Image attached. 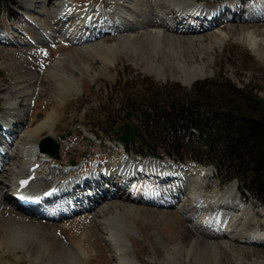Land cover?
Instances as JSON below:
<instances>
[{
  "label": "rangeland",
  "instance_id": "obj_1",
  "mask_svg": "<svg viewBox=\"0 0 264 264\" xmlns=\"http://www.w3.org/2000/svg\"><path fill=\"white\" fill-rule=\"evenodd\" d=\"M37 1L35 7L32 0H17L12 10L0 16V113L7 111L8 106H14V112L25 113L24 118L28 120L27 123L22 120L24 124L16 126H8L4 122L0 125V175L3 176L4 169L15 165L17 145H20V151L25 143V147L39 144L49 135L59 143V157L55 159L43 154L38 160L43 167L62 170L63 174L67 173L65 175L74 179H86L94 175L105 177L102 182H86L88 188H75L74 195H63L55 205L42 209L44 216H36L31 222H14L11 218L16 212L28 219L24 210L14 208L10 216L2 213V207L10 208L12 204L9 196L5 198L7 183H0V194L6 202L0 204V264H66L72 259L75 264H117V247L113 241L110 246L108 241L110 226L103 225V218L113 216L118 220L120 236L126 243L124 247L128 249V256H135L140 264H264V240L259 244H246L235 238L210 236V229L204 227L207 223H215V218L221 216L222 212L230 216L239 212H233L227 205L203 209L190 206L193 202L189 201L188 187L180 182L179 177L191 178L196 168L193 165H175L168 159L156 160L148 156L140 158L130 147L128 156L132 157L131 162L134 160L133 165H136L138 161L143 167L142 171L146 170L147 173H141L125 183L118 173L119 164L116 163L119 157L124 156L121 153L122 145L115 142L119 137L118 127L114 129L115 126L110 128L104 124L108 115L114 116L113 124H119L124 114H128L126 121L136 125L134 115L126 112L128 109L122 106L128 100L137 103L142 89L152 83L158 87L177 84L189 89L197 81L213 79L223 73L240 88L249 83L254 92L264 99V62L258 60L241 41L245 35L243 26L247 25L245 20L249 14L257 15L264 11V0H231V4L229 0H199L209 10V16L200 21L201 16L193 15L189 21H194L195 25L192 26L198 31L190 35L178 34L186 39L184 41L181 38L179 51L175 47L171 49V46H175L173 39L166 41L171 44L168 53L159 49H156L159 52L153 53L154 41L148 35H144L140 42L133 43L140 47L139 50L128 51L125 48V51L118 47L125 35L148 34L156 29L142 25L143 19L149 16L148 9L153 7L154 0H149L147 9L140 7L137 11H134L137 9L136 0H128L121 6L125 10L122 20L138 26L137 29L126 30L127 33L116 29L108 20L102 26H95V30L87 31L78 25V21L57 23L55 1ZM105 1L108 0H74L72 4L76 11H84ZM236 3L239 5L238 11L233 10ZM221 9L222 13L218 14L217 11ZM80 14L77 13V18ZM164 19L165 23L172 25L173 19L167 16ZM187 21L184 18L183 24L178 26L183 28ZM232 27H235V32H229ZM74 31L79 35L72 38ZM227 32L229 36L225 40L223 34ZM91 33H97V36H90ZM191 37L192 45L186 49ZM92 46L97 47L96 51L105 49L104 46L112 47L114 53L111 64L90 53ZM106 54L110 55V51ZM181 60L189 67H203L206 76L191 85L177 80L173 76L181 72L175 65ZM146 61L155 65V70L160 68L165 76L150 74ZM55 73L78 81V93L65 98L62 95L63 99H60L62 79L55 81L48 78ZM177 91L174 90L175 95L181 94V90L177 88ZM54 92H57V97L49 102ZM54 102L61 104L57 110L56 124L49 130H35L37 123L52 110ZM99 138L100 143L97 140ZM9 151L15 156L8 158L2 155ZM149 164L166 165L167 171L170 168L173 174L166 181H161L159 177L152 176L150 168H147ZM68 168L73 169L72 176ZM206 170L202 178L205 194L222 190L235 181L218 186L213 178V169L207 166ZM45 175L47 172L42 174L41 181L34 189L42 190L49 186H43L42 181L45 177L51 180L53 174ZM97 189L101 190L100 193ZM150 189L155 193L152 191L153 200H145L146 192ZM181 189V195L174 198ZM86 203L91 204L90 208ZM243 204L254 210V215L248 221V229L253 230L258 223L264 230V204L253 199ZM128 208L132 211H128ZM48 215L55 216V219L46 218ZM242 221L239 219L238 225ZM194 226L206 236L194 232L184 239V230H193ZM78 235L87 236L85 245L94 250L93 258L88 262L78 261L72 255L76 243L71 242L80 241ZM220 241L226 242L230 251L223 249ZM58 259H61V263Z\"/></svg>",
  "mask_w": 264,
  "mask_h": 264
},
{
  "label": "bare ground",
  "instance_id": "obj_2",
  "mask_svg": "<svg viewBox=\"0 0 264 264\" xmlns=\"http://www.w3.org/2000/svg\"><path fill=\"white\" fill-rule=\"evenodd\" d=\"M33 6L37 7V0H32ZM54 10L55 14L58 17L57 23H68V22H74L78 21V25L81 28L86 29V31L89 30H95V26H102L105 20H108L112 22L113 26L116 29L122 30L123 32H126V30H134L137 29L138 26L136 24L132 23H127V21H123V15L125 14V10H123V5H125V2L128 0H108L105 1L106 4L104 6L103 2L102 4H98L96 7H91L89 9H86L84 11H76V9L73 6L74 0H54ZM238 1V0H237ZM242 1V0H241ZM149 0H136V10H140V7H145V9L148 8L149 5ZM202 2V1H201ZM228 2V1H227ZM231 0H229V4H231ZM151 4V3H150ZM237 4V3H236ZM173 5V9L171 6ZM229 7V6H228ZM227 9V8H225ZM129 10V8H128ZM228 10V9H227ZM232 10V9H229ZM238 11L239 10V5L235 7V9ZM72 11V15L69 16V12ZM222 9L218 10V14L222 13ZM227 12V11H225ZM77 13H81L79 17L77 18ZM148 14L149 16L145 17L142 21L143 27H149L151 26L152 28H156L153 32L149 31L148 34H140V35H125L123 39L121 40V44L118 46L121 50L128 49V51L140 49L139 46H135L133 43L134 42H140L144 35H148L152 41H154V50L153 53L159 52L156 49L163 50L164 52L168 53L170 52V43H167L166 41H171L172 39L175 41V46H171V49L173 47L177 48L178 51L181 50V38L182 40H186L185 37L183 38L180 37L181 35L178 34H186L188 35L195 34L198 30L194 29V21H189L190 18H192L193 15H199L201 18H207L209 16V10H206L200 3L199 0H154L153 1V7L148 9ZM216 14V13H215ZM250 16L245 20V23L247 25L243 26L245 27V35L243 40L239 38L247 47L248 49L256 56V58L260 61H263V55H264V11L260 14L257 15H252L249 14ZM75 16V17H74ZM150 16H154V18L151 19ZM164 16H167L168 18L173 19L172 25H168L166 20L164 19ZM186 18V25L183 26V28H180L181 26H178L179 24H183V19ZM210 18V17H209ZM193 19V18H192ZM191 19V20H192ZM215 19V18H214ZM196 21V20H195ZM200 21H202L200 19ZM262 22V23H261ZM176 23V25H174ZM189 26H187V24ZM197 23V22H196ZM218 24V21L216 22ZM235 26V25H234ZM239 26V25H238ZM184 27H187L186 29ZM237 27V26H236ZM242 28V26H241ZM102 30V29H101ZM99 30V31H101ZM73 31V30H72ZM138 31V30H137ZM200 31V30H199ZM236 29L235 27L230 28L229 32H235ZM129 33V32H128ZM169 33V34H167ZM78 32L75 33V31L71 34L72 38L76 37ZM65 35H63L64 37ZM90 36H97V33H91ZM229 36V33H224L223 38L226 40L227 37ZM75 40V39H74ZM89 40V39H87ZM193 42V37L190 38V41L187 42V47L186 49H189L190 46L192 45ZM136 43V45H137ZM145 43V42H144ZM163 43H165L163 45ZM149 45V44H148ZM153 45V44H152ZM150 46V45H149ZM100 47V46H99ZM153 47V46H152ZM167 47L169 50H167ZM105 49H100L99 51L97 47L92 46L91 47V52L95 56L100 57L104 62H107L108 64L111 62V59L113 57L114 49L109 46H104ZM183 48V47H182ZM185 50V49H184ZM110 51V55L106 54ZM126 51V50H125ZM163 52V53H164ZM180 53V52H179ZM151 54V53H150ZM144 55V54H143ZM176 56V55H174ZM181 57V55H179ZM60 58V57H59ZM61 59V58H60ZM165 60V59H164ZM59 61V59H58ZM106 64V63H105ZM111 64V63H110ZM176 69L179 70L180 75H175L173 76L177 80L181 81L184 84L191 85L194 83L197 79L203 78L206 76V71L203 67L196 68L193 66H187L185 64L184 60H181V62L177 63ZM155 65H151L150 62L146 61V68L149 71L150 74H155L156 76H165V74L162 72L160 68L155 70ZM159 74V75H157ZM171 77V75H170ZM51 78L55 81L62 79L61 80V98L62 95L65 97H70L73 95H76L78 93V86L77 82L75 80H71L67 77H65L61 73H55L54 75L48 77ZM79 83V82H78ZM80 85V84H79ZM55 94L52 95V97H49L48 101L51 102L53 101V98L57 97V92H54ZM59 95V97H60ZM56 100V99H55ZM57 102V101H56ZM51 104V103H50ZM8 106V104L6 103ZM15 105V104H14ZM54 107L50 112L47 113L46 117L43 118L40 122L37 123V126H35V130H39L41 128H47L49 130L50 127L54 126L56 124V118H57V110L61 108V104H55L53 103ZM21 105L18 106V109H20ZM15 107L14 106H8L7 111L0 113V125L4 122V124L11 126H16V125H21L24 124L22 120H25L24 114L21 113H15L14 112ZM29 119V118H28ZM28 120H25V123H27ZM51 131V129H50ZM12 141V140H11ZM11 144V143H10ZM26 143L23 145V147L18 151V148H20V145H17L15 153H18L17 160L13 164L7 167L2 171L3 176L0 175V183L4 184L7 183L5 186L4 190L7 195H5V198L9 196H21L22 198H38L39 203L37 206H24L23 204L19 203L17 200L12 198L11 200V206L9 207H2L6 215L10 216V213H12V209L16 208L19 210L21 207H27L24 211L25 215L28 216V219L24 217V215H21L19 213H16L11 216V218L14 220V222H31L34 221V217H42L44 214L41 212L43 211L42 209H45L46 206L48 205H55L59 200L60 197L62 198L63 195H74V190L77 187H86V182H92L94 183L96 180H100L101 182L103 181V176L99 175H94V176H89L90 178H83V179H74L70 178V176H67L62 173V170H57L54 169L53 167H43L42 164L38 161L39 157L42 156V153H40L38 144H28L25 147ZM5 157H13L15 156L12 151L2 153ZM20 155V156H19ZM44 156V155H43ZM132 158V157H131ZM130 157H119L116 161L117 164H119L120 169H118V173L121 177L127 178L129 177L128 180H125V183H128L132 179L135 178V172L137 173H147L145 171H142L143 167H141L140 163H136V165H133L134 162H131L132 159ZM138 162V161H137ZM171 164V163H170ZM145 166V165H144ZM161 165L157 164H149L147 168H150V173H160L161 176H163V179L167 178L169 179V176H172L173 172L168 168L169 170L167 171V168H161ZM207 171V170H206ZM47 172V175L53 174L52 179L53 180L51 183L45 176V179L42 181V185L46 186L49 184V186L46 189L39 190L38 188L34 189L35 185H37L41 179H42V174ZM202 172V169L200 170H195L192 173V177L186 178V177H179L181 179L182 184L187 185V193L188 197H190L189 201L193 202L192 205L194 208L199 207L198 209H203L205 207H218L219 205H227L228 207L232 208V211L234 212L237 211L239 212L237 215L230 216L227 212H222L221 216H217L214 220L215 223L211 222L210 224L207 223L204 227L205 229H210V236L216 237L223 239L225 237L228 238H235L240 240L242 243L246 244H259L262 243V240H264V230L261 228V224L257 223V226L253 229L250 230L248 229V221L254 215V210L252 207H246L239 195L238 191L236 190V184L235 182H232L228 185H226L222 190L218 191H213L211 194H205V190L203 187L202 180L200 178V174ZM73 169L69 171V175L72 176L73 174ZM35 175V176H34ZM55 176V178H54ZM108 176V175H107ZM106 176V177H107ZM28 178V179H27ZM93 178V179H91ZM22 179H27L28 183L27 185L23 186V183L21 182ZM32 179V180H31ZM107 179V178H106ZM166 179V180H167ZM31 180V181H30ZM30 181V182H29ZM54 187L56 191L54 192V198H50L47 203L44 204V201H42L45 196V192L51 188ZM112 188H114L112 186ZM79 189V188H78ZM77 189V190H78ZM97 191H101L100 189H97ZM78 192V191H77ZM76 193V192H75ZM100 193V192H99ZM182 189L179 191L178 194L174 196L178 197L179 194L181 195ZM9 194V195H8ZM147 197H145V200H153L152 196V190L150 189L149 191L146 192ZM11 195V196H10ZM2 193L0 194V204H5V198L3 197ZM120 197H123L120 195ZM47 200V198H45ZM77 201L79 202V199L77 198ZM97 201V200H95ZM144 201V200H143ZM42 202V205L39 206V204ZM99 203V202H97ZM88 204V207L90 208L91 204ZM85 204V205H86ZM87 207V208H88ZM72 207H70L71 209ZM1 209V208H0ZM87 210V209H86ZM8 211V212H6ZM57 211L54 210V212ZM128 211H132L131 208H128ZM127 211V212H128ZM192 211V210H191ZM68 212V211H67ZM193 212V211H192ZM70 213V212H69ZM234 214V213H233ZM230 216V217H229ZM2 217L4 220H7L3 215ZM55 216L48 215L46 218L48 219H55ZM57 217V216H56ZM9 219V217H8ZM103 225L110 226V232L108 235V241L111 243L113 241V244H115V247H117L116 250V259H117V264H140L135 256L130 257L128 256V249L124 247L126 246V243L122 241V238L120 236L121 228L117 224L118 220L115 219V217H105L103 218ZM242 219L243 221L241 222L240 225H238V220ZM37 220V219H36ZM264 221V220H263ZM3 222H8V221H3ZM36 222V221H35ZM262 222V221H261ZM203 226V225H201ZM250 226V225H249ZM76 227V226H75ZM74 228V227H73ZM105 228V227H104ZM202 228V227H201ZM193 230H190L189 228H186L184 230L183 236L184 239L189 238L192 233L196 232L199 236H206V233L202 232L199 228L193 227ZM77 230V227L76 229ZM74 230V231H75ZM79 233V231H78ZM107 234V231L105 232ZM111 234V235H110ZM73 234H71L72 236ZM79 236V235H78ZM77 236V237H78ZM76 238V237H74ZM73 239V238H72ZM80 241L78 240H72L71 243H76L74 245L75 249L72 251V255L74 254L75 257H77L76 260L80 261H85L88 262L91 258H93L94 255V250L90 249L87 245H85L87 236L85 235H80L79 236ZM219 244L221 247L225 250L228 249V244L226 245V242L220 241ZM112 250V249H111ZM113 250V251H115ZM64 251V250H63ZM112 251V252H113ZM230 251V250H229ZM68 253V252H67ZM114 254V253H113ZM60 257V256H59ZM63 257V255L61 256ZM60 257V258H61ZM62 259V258H61ZM61 259L59 263H61ZM237 260V259H236ZM256 260V259H255ZM67 261V259H66ZM66 263V262H65ZM52 264V263H50ZM66 264H75L74 260H69ZM262 264V263H261Z\"/></svg>",
  "mask_w": 264,
  "mask_h": 264
},
{
  "label": "trees",
  "instance_id": "obj_3",
  "mask_svg": "<svg viewBox=\"0 0 264 264\" xmlns=\"http://www.w3.org/2000/svg\"><path fill=\"white\" fill-rule=\"evenodd\" d=\"M16 5L17 0H0V16ZM177 88L181 94L175 95ZM141 93L137 103L128 100L122 106L137 121L129 122L135 136L125 149L177 164L212 166L220 184L236 180L243 198L264 204V99L249 83L240 88L219 73L189 89L152 83ZM112 118L108 115L104 124L117 126L119 139L126 119L113 124Z\"/></svg>",
  "mask_w": 264,
  "mask_h": 264
},
{
  "label": "water",
  "instance_id": "obj_4",
  "mask_svg": "<svg viewBox=\"0 0 264 264\" xmlns=\"http://www.w3.org/2000/svg\"><path fill=\"white\" fill-rule=\"evenodd\" d=\"M127 116V115H126ZM123 134L120 137V140L126 144L130 143L134 139V131L133 127L126 122L123 125ZM40 150L43 153H47L49 156L57 159L59 157V143L56 142L53 138L50 136H47L43 138L40 142Z\"/></svg>",
  "mask_w": 264,
  "mask_h": 264
}]
</instances>
